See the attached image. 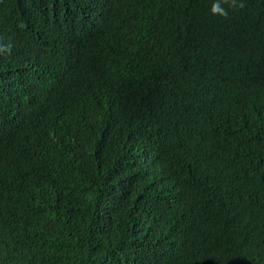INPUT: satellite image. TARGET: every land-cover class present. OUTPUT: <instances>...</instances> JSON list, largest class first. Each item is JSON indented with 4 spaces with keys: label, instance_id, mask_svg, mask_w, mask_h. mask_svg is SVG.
<instances>
[{
    "label": "trees",
    "instance_id": "1",
    "mask_svg": "<svg viewBox=\"0 0 264 264\" xmlns=\"http://www.w3.org/2000/svg\"><path fill=\"white\" fill-rule=\"evenodd\" d=\"M0 264H264V0H0Z\"/></svg>",
    "mask_w": 264,
    "mask_h": 264
}]
</instances>
